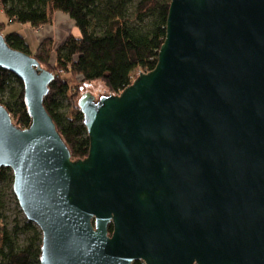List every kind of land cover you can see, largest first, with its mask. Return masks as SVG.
I'll use <instances>...</instances> for the list:
<instances>
[{"label": "water", "instance_id": "obj_1", "mask_svg": "<svg viewBox=\"0 0 264 264\" xmlns=\"http://www.w3.org/2000/svg\"><path fill=\"white\" fill-rule=\"evenodd\" d=\"M0 66L31 115L0 102V170L40 264H264V0H171L156 66L79 97L85 158L44 105L55 74L4 32Z\"/></svg>", "mask_w": 264, "mask_h": 264}, {"label": "trees", "instance_id": "obj_2", "mask_svg": "<svg viewBox=\"0 0 264 264\" xmlns=\"http://www.w3.org/2000/svg\"><path fill=\"white\" fill-rule=\"evenodd\" d=\"M170 3L171 0H0L8 23H28L39 28L52 23L55 12L61 11L80 30L79 36L68 34L57 48L52 38H47L35 52H31L21 32L5 35L11 47L30 53L55 74L44 105L67 143L72 159L88 155L90 140L78 106L82 89L78 84L71 86L69 77L85 82L102 81L108 89L104 94H117L142 72L152 70L165 41ZM6 25L7 22L0 23L1 33ZM61 97L67 98L68 111ZM0 102L17 126L30 125L24 84L16 74L1 66ZM9 171L8 167L1 168L0 183L8 178L13 183ZM5 211V196L0 191V264H40L41 230L29 220H16L9 228ZM109 230L112 231V226ZM19 235H26L27 239L21 242ZM133 264L144 263L137 260Z\"/></svg>", "mask_w": 264, "mask_h": 264}, {"label": "crops", "instance_id": "obj_3", "mask_svg": "<svg viewBox=\"0 0 264 264\" xmlns=\"http://www.w3.org/2000/svg\"><path fill=\"white\" fill-rule=\"evenodd\" d=\"M7 21L8 17L5 13V9L0 5V23H5ZM7 26L8 25L4 28L5 31L3 30L4 34L6 35L12 31L21 32L24 35L31 52H35L39 44L47 38H52L54 48H57L68 34L72 33L77 35L75 33V29H77L75 22L69 17V15L61 11L55 12L52 23L43 25L39 28H33L28 23H20V28L12 27L6 31L8 28Z\"/></svg>", "mask_w": 264, "mask_h": 264}, {"label": "rangeland", "instance_id": "obj_4", "mask_svg": "<svg viewBox=\"0 0 264 264\" xmlns=\"http://www.w3.org/2000/svg\"><path fill=\"white\" fill-rule=\"evenodd\" d=\"M7 30L11 29L12 27H17L20 28V23H8L7 21ZM5 31V30H4ZM75 33L79 36L80 35V30L75 29ZM70 85L74 86L75 84L80 85V88L82 89L81 92L85 91H92L97 97H99L100 94H104L105 92H108L107 87L104 85L102 81H93V82H85L81 81L80 79H76L73 76L69 77ZM13 86H17L15 83H13ZM81 93V94H82ZM61 100L63 102V105L65 107V110L68 111L69 105H68V100L66 97H61ZM10 174L12 173V170L10 169ZM0 191L4 194L5 196V205H6V215H7V224L9 228H11L15 223L16 220H28L22 211L17 197L13 191V183L10 178L7 179V182L0 183ZM18 239H20L21 242L27 239L26 235H19ZM33 264H38L37 262H34Z\"/></svg>", "mask_w": 264, "mask_h": 264}, {"label": "flooded vegetation", "instance_id": "obj_5", "mask_svg": "<svg viewBox=\"0 0 264 264\" xmlns=\"http://www.w3.org/2000/svg\"><path fill=\"white\" fill-rule=\"evenodd\" d=\"M135 261H137V260H135ZM140 261H142V260H140ZM143 262V261H142ZM144 263V262H143ZM133 264V263H132ZM145 264V263H144Z\"/></svg>", "mask_w": 264, "mask_h": 264}]
</instances>
